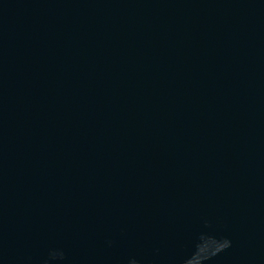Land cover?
<instances>
[{
	"label": "water",
	"instance_id": "1",
	"mask_svg": "<svg viewBox=\"0 0 264 264\" xmlns=\"http://www.w3.org/2000/svg\"><path fill=\"white\" fill-rule=\"evenodd\" d=\"M0 264H264V0H0Z\"/></svg>",
	"mask_w": 264,
	"mask_h": 264
}]
</instances>
